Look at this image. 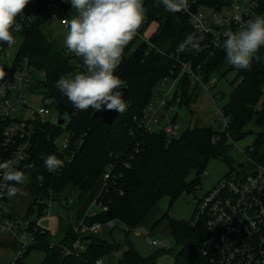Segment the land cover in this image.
I'll list each match as a JSON object with an SVG mask.
<instances>
[{
    "label": "trees",
    "instance_id": "obj_1",
    "mask_svg": "<svg viewBox=\"0 0 264 264\" xmlns=\"http://www.w3.org/2000/svg\"><path fill=\"white\" fill-rule=\"evenodd\" d=\"M235 1L199 0V3L211 11H220L233 5ZM263 14L264 1L259 11L260 16H264ZM144 15L148 25L157 24L158 29L152 36V41L163 53L151 51L147 54L145 46L134 54L130 53L128 48L123 50L121 63L115 74L126 82L128 88L126 110L118 115L110 127L105 125L101 118H94L91 108L77 111L57 88L58 79L61 76L68 77L70 69L65 48L51 40L46 32L47 22L51 21L50 14L43 8L40 19L24 32L19 57L28 56L35 66L46 71V79L35 83V88L40 89L45 98L52 100V105L60 109L61 115H71L67 128L74 133L72 151L75 152L73 160L67 162L62 173L54 176L46 169L42 157L55 155L63 161L61 156H57L55 140L64 130L57 125L41 121L34 123V147L28 160L20 168L29 178L26 183L17 185L18 188L27 186L32 191L34 198L30 213L33 212L34 204L47 197L49 189L54 190L55 196L61 199V204L67 193L72 196L76 193L79 198H85L94 185L101 181L108 166L115 164L117 174L121 173L122 177L111 182L108 190L103 191L98 198L108 207V211L99 212L95 217H86L85 222L92 225L115 220L126 226L125 235L128 236L129 232L141 226L161 199L167 196L175 200L184 192L196 189L207 172L206 167L210 160L231 161L232 141L213 126L190 128L175 138L170 145L166 144V136L162 133L132 136L135 117L140 116L151 102L154 86L173 68V54L185 55L184 58L191 59L196 68L200 65V74L205 81L215 73H220L221 78L230 72L237 73L239 84L223 107L225 114L232 118L229 132L233 142L245 139L252 132L246 131L245 128L253 121L256 125L264 127V46H261L256 54L259 59L253 58L250 69H238L229 64L226 58L223 48L226 38L221 41L219 47L214 46L211 36L195 30L181 12H168L161 0H148ZM236 31L238 30L233 29V32ZM194 33L203 37L202 51L178 52V46L187 36ZM182 82L188 88L192 80L186 76ZM181 89L179 91L184 99L182 108L189 105V90L186 86ZM261 101L263 102L260 105ZM83 134L84 142L78 147L77 143ZM217 134H220L221 138L217 144H213V137ZM1 140L0 131V142ZM139 140L144 142V145L140 153H136ZM253 147L252 156L263 162L264 130L256 134ZM165 218L168 219L171 234L177 245L181 246L175 264H207L202 254L200 229L191 225L192 220L177 221L167 215L163 219ZM57 236L60 242L51 248L50 232L39 234L40 244L29 250L27 256L34 249H44L48 255L46 264H95L97 260L111 256L121 248L117 243H109L95 235L85 238L81 235L87 245L86 252L80 257H64L62 248L72 247L80 238L71 217H67V220L60 219ZM2 245L15 246L12 242ZM146 263L147 261L130 246L111 264Z\"/></svg>",
    "mask_w": 264,
    "mask_h": 264
},
{
    "label": "built area",
    "instance_id": "obj_2",
    "mask_svg": "<svg viewBox=\"0 0 264 264\" xmlns=\"http://www.w3.org/2000/svg\"><path fill=\"white\" fill-rule=\"evenodd\" d=\"M147 1L142 0L144 7ZM263 1L236 0L233 5L224 7L220 11H211L202 6L199 0H188L187 9L180 12L188 18L195 30L211 36L214 46L219 47L221 41L227 38L228 31L240 30L246 21L260 16L259 11ZM43 8L50 14L51 22L55 17L58 18V23L65 35L68 31L66 21L75 15L70 0H29L24 12L16 18V23L20 27L16 29L14 26L13 28L15 43L9 47L6 43L0 42V61L15 54L12 66L2 68L6 76L3 81H0V83H5L4 90L0 91V131L2 132L0 162L19 155L22 157L17 165L20 169L28 160L34 147V123L41 121L59 126V119L66 116L69 122L63 130L67 133V137L61 140L60 135L55 140L57 156H61L64 162L62 168L50 172L56 176L62 173L67 162L70 163L75 156V152L72 151L74 133L67 130L71 115H60L55 122L50 107L41 106L33 110L28 106L27 100L33 85L37 79H46L47 73L35 66L28 56L19 57L23 34L40 19ZM148 29L149 25L144 15L141 27L125 47L130 53H136L142 46H145L147 54L151 51L162 53L152 41V36L147 35ZM16 47H19V50ZM65 51L69 59L68 77L84 72L86 69L83 59L70 52L67 47ZM171 58L176 66L154 86L151 102L140 116L135 117V129L131 131L133 137L144 136L148 133H162L166 136V144L170 145L178 137L180 128L178 111L182 104V98L176 93L177 91L173 92L175 84L186 76L192 82L201 83V86L205 87L208 84L200 74L202 69L200 65L196 68L191 59L183 62L180 57L172 55ZM177 66L181 69L178 70ZM216 83L213 80L207 91L211 92ZM219 97L218 94L217 99ZM29 113L34 119H27ZM219 121L221 132L233 142L229 132L232 118L225 114L223 108L219 111ZM220 138V134L215 135L212 140L213 144H217ZM83 142L84 134L77 143L78 147ZM143 145L144 142L140 140L137 142L136 153H140ZM253 151V144L242 150L245 158L251 162V169L245 173H230L223 178L199 202L191 221L194 228L200 229L202 254L207 264H264V161L255 159L252 156ZM116 167L115 164H111L104 173L101 179L104 183L103 191L108 190L109 184L115 179L122 177L121 173L117 174ZM4 183L0 178V184ZM5 192L6 189L0 187V234L8 237L15 245L16 257L10 264H20L29 250L40 244L38 235L48 231L41 224V220L52 217L50 207L54 202L55 192L49 189L47 197L34 204L33 212L30 213L28 210L25 214L6 213L8 197ZM95 205L101 210L100 212L108 211V207L99 199L91 207ZM91 207L86 217H95L98 214L93 212ZM105 226L114 228L116 221L88 225L84 220L80 228H75L80 238L74 242L72 247H63L62 255L80 257L87 250V245L81 235L97 234ZM138 228L135 230H139ZM143 233L152 246L162 248L164 243L151 239L147 230L138 231L139 235ZM50 246L54 248L56 244L51 243ZM95 264H104V261L99 259Z\"/></svg>",
    "mask_w": 264,
    "mask_h": 264
},
{
    "label": "clouds",
    "instance_id": "obj_3",
    "mask_svg": "<svg viewBox=\"0 0 264 264\" xmlns=\"http://www.w3.org/2000/svg\"><path fill=\"white\" fill-rule=\"evenodd\" d=\"M75 15L67 20L65 37L67 49L83 59L85 71L74 77L61 76L56 82L59 91L76 109L94 111L116 110L119 114L126 110L120 89L126 82L115 74L121 63L124 48L134 38L144 21L142 0H70ZM29 0H0V42L9 47L15 43L12 34L16 18L24 12ZM165 9L177 13L187 9L188 0H161ZM223 48L228 63L238 69H250L253 58L264 46V16H256L245 22L236 32L228 31ZM203 37L195 33L187 36L178 46V52L202 51ZM6 76L0 68V81ZM5 83H0V91ZM49 172L63 167V161L55 155L42 157ZM22 159L0 162V178L5 182L0 187L6 189L7 197L23 194L17 185L28 181V176L17 165ZM31 167V165H29ZM38 179H43L38 177Z\"/></svg>",
    "mask_w": 264,
    "mask_h": 264
},
{
    "label": "rangeland",
    "instance_id": "obj_4",
    "mask_svg": "<svg viewBox=\"0 0 264 264\" xmlns=\"http://www.w3.org/2000/svg\"><path fill=\"white\" fill-rule=\"evenodd\" d=\"M47 26L46 32L49 38L57 43L61 48H65L66 45L64 41L66 35L58 23V18L55 17L52 22L48 20ZM157 29V24L153 23L152 25H149L147 35L150 37L154 36ZM16 48L19 50V47ZM184 56L185 55L182 54L175 55V57H180L183 62L190 60L189 58H184ZM14 59L15 54L6 60L0 61V68H8L12 66ZM175 64L176 63L174 62L173 68L176 66ZM177 69L180 70L181 68L177 66ZM213 80H215L217 83L215 87L212 88V91L208 92L207 90L210 88ZM239 81L240 80L237 79V73L234 71L230 72L223 78H221L220 73H215V75L211 76L207 81H205V83H208L205 87L201 86V83L195 82H191L190 87L188 88L187 85H185L182 81H180L178 84L176 83L173 92L177 91L176 93L182 98V104L184 99L179 90H182L181 87L185 86L186 89L189 90L187 98L189 105H185L182 108L180 106L178 111V123L180 124L178 137L195 126H213L217 131H221L219 111L228 103L230 96L234 88L239 84ZM38 82H40V79H37L36 84ZM218 94L220 97L217 99ZM27 101L28 106L33 110H37L41 106L50 107L55 122H57L61 115L60 109L53 106L52 100L45 98L41 94V90L35 88V84L33 85L32 92L29 94ZM262 102L263 101H261L260 105ZM258 108L260 109V107ZM27 119H34L33 115L29 113L27 115ZM67 130L71 131L68 128ZM246 130L252 132L249 133L245 139L231 143V161H225L221 159L210 160L206 167L207 175L204 174L202 176L200 184L196 189L190 192H184L175 200L167 196L164 197L144 219L138 229L147 230L151 239L163 242L164 244L162 248L152 246L148 242L147 236L144 233L143 235L138 234L139 230H135V232H129L128 236H126L125 234L127 232V228L120 222H116V226L114 228L105 226L97 234H82V236L85 238L89 235H95L102 240L108 241L109 243H117V245L121 246L120 250L111 256L101 258V260L104 261V264L116 262L122 256V254L129 249L130 246H132L138 252V254L145 261H147L146 264H175L176 256L180 251L181 246L177 245L175 238L171 234L168 219L163 218L167 215L170 219L177 221H191L195 215L199 202L209 191L215 188L223 178L228 176L230 173H245L251 169V162L248 160V158H245L242 150L251 146L255 140L256 134L264 130V127L256 125L255 121H253L247 125ZM65 137H67V133L63 131L61 134V140H63ZM262 158L264 161V154L262 155ZM19 188L23 194L18 193L16 196L8 199L6 213L16 212L17 209L23 213L31 209L32 200L34 198L32 191L27 186H20ZM103 189L104 183L99 181L94 185L85 198L81 199L78 197V194L75 193L73 195L75 198L74 204L70 210L66 209L61 204V199L56 195L54 202L51 204L50 213L52 217H55V219L63 218L67 220V216L69 212H71V221L73 226L75 228H80L87 216L88 210L99 198ZM91 208L92 211L96 213L101 211L97 205ZM42 223L44 226H48L52 223V220L50 221L45 219ZM58 227H60V221ZM53 240H55L52 241L53 243L60 242L59 237L57 239L54 238ZM9 241L10 240L8 237L0 234V264H10L16 257V250L14 246L2 245L4 243H11V241ZM47 257L48 255L46 250L34 249L28 254V256L24 258L20 264H46Z\"/></svg>",
    "mask_w": 264,
    "mask_h": 264
},
{
    "label": "water",
    "instance_id": "obj_5",
    "mask_svg": "<svg viewBox=\"0 0 264 264\" xmlns=\"http://www.w3.org/2000/svg\"><path fill=\"white\" fill-rule=\"evenodd\" d=\"M143 8H144V6H143ZM119 91L122 92V99L125 102L126 98L128 96V88L125 87L124 89H120ZM103 108H104V106H102V110L94 111L93 117L94 118H101L103 123L110 127L114 124L119 113L116 110H103ZM68 122H69V118L66 116H62L58 122L59 127H61L62 129L65 128L66 125L68 124ZM62 204L68 210L71 209V207L74 204V198H73L71 193L65 194V196L62 198ZM71 216H72V214H71V212H69L68 217H71Z\"/></svg>",
    "mask_w": 264,
    "mask_h": 264
},
{
    "label": "crops",
    "instance_id": "obj_6",
    "mask_svg": "<svg viewBox=\"0 0 264 264\" xmlns=\"http://www.w3.org/2000/svg\"><path fill=\"white\" fill-rule=\"evenodd\" d=\"M245 130H246V128H245ZM246 131H248V130H246ZM261 132V131H260ZM259 133V132H258ZM255 139H256V137H255ZM255 141V140H254ZM253 144V143H252ZM72 208V207H71ZM67 209V208H66ZM28 211V210H27ZM27 211H25V212H23V213H21L18 209H17V211H16V213L17 214H25ZM89 211V210H88ZM72 214V213H71ZM87 214H88V212H87ZM64 216H66V215H64ZM68 217V216H67ZM52 220V223L51 224H49L48 226H44L43 225V221L44 220ZM61 219V218H60ZM60 219L58 218V219H55V217L53 216V217H46V218H43L42 220H41V224L50 232V234H51V239H52V241H55V240H53L54 238L55 239H57L58 238V236H57V233H58V231H59V227H58V224H59V221H60ZM54 220V221H53ZM169 227H170V225H169ZM170 231H171V228H170ZM10 240V239H9ZM53 243V242H52ZM55 243V242H54ZM56 244V243H55Z\"/></svg>",
    "mask_w": 264,
    "mask_h": 264
}]
</instances>
